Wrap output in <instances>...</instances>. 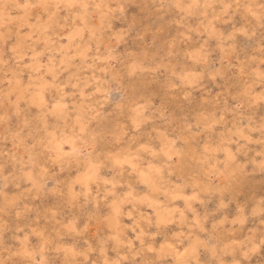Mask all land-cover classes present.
Masks as SVG:
<instances>
[{
  "label": "rangeland",
  "instance_id": "374dc122",
  "mask_svg": "<svg viewBox=\"0 0 264 264\" xmlns=\"http://www.w3.org/2000/svg\"><path fill=\"white\" fill-rule=\"evenodd\" d=\"M262 236L264 0H0V264H264Z\"/></svg>",
  "mask_w": 264,
  "mask_h": 264
},
{
  "label": "bare ground",
  "instance_id": "6f19581e",
  "mask_svg": "<svg viewBox=\"0 0 264 264\" xmlns=\"http://www.w3.org/2000/svg\"><path fill=\"white\" fill-rule=\"evenodd\" d=\"M84 18H85V17H84ZM71 37H72V36H71ZM71 45H72V44H71ZM57 48H58V47H57ZM61 48H62V46H61ZM65 55H66V54H65ZM50 67H51V66H50ZM48 70H49V69H48ZM51 70H52V69H51ZM51 73H52V72H51ZM38 85H39V84H38ZM105 90H106V89H105ZM42 94H43V93H42ZM76 106H77V105H76ZM79 106H80V105H79ZM81 106H82V105H81ZM79 117H81V116H79ZM79 123H80V122H79ZM80 124H81V123H80ZM83 127H84V126H83ZM53 132H54V131H53ZM70 136H71V135H70ZM76 141H77V140H76ZM168 155H170V154H168ZM226 156H227V155H226ZM142 172H143V171H142ZM140 173H141V172H140ZM144 173H145V171H144ZM142 177L145 178V175H143ZM86 178H87V177H86ZM142 180H143V179H142ZM149 180L152 181L153 179H149ZM145 181H147V180L145 179ZM151 181H150V182H151ZM154 181H155V180H154ZM147 182H148V181H147ZM150 186H151V185H150ZM166 189H167V188H166ZM157 191H158V190H157ZM146 193H147V192H146ZM154 195H155V194H154ZM148 196H149V195H148ZM148 196H147V197H148ZM178 196H179V195H178ZM153 198H154V197H153ZM186 198H187V197H186ZM158 200H159V199H158ZM115 203H116V202H115ZM112 205H113V204H112ZM114 205H115V204H114ZM164 205H165V204H164ZM164 205H163V206H164ZM157 206H158V205H157ZM116 208H118V206H117ZM161 209H163V208H161ZM167 209H168V208H167ZM170 210H171V209H170ZM159 212H161V210H160ZM169 214H170V213H169ZM139 215H140V214H139ZM155 215H156V214H155ZM158 215H159V214H158ZM160 216H161V215H160ZM162 216H163V215H162ZM142 217H143V216H142ZM145 217H146V216H145ZM145 217H144V218H145ZM158 217H159V216H158ZM144 218H143V219H144ZM159 218H160V217H159ZM166 218H167V216H166ZM166 218H165V219H166ZM116 220H117V219H116ZM184 220H185V219H184ZM161 221H162V220H161ZM118 237H119V236H118ZM166 242H168V241H166ZM166 242H165V243H166ZM170 242H171V241H170ZM165 243H164V244H165ZM172 243H173V242H172ZM192 243H194V241H193ZM188 244L191 245V242L188 243ZM166 245L168 246L167 243H166ZM172 245H174V244H171V246H172ZM195 245H196V244H195ZM173 247H174V246H173ZM176 247H177V246H176ZM188 247H190V246H188ZM164 248H166V247H164ZM185 248H186V247H185ZM190 248H191V247H190ZM195 248H196V247H195ZM162 249H163V248H162ZM177 249H178V248H177ZM164 250H167V248L164 249ZM173 251H174V250H173ZM178 251H179V250H178ZM191 251H192V249H191ZM167 252H168V251H167ZM163 253H164V251H163ZM168 253H169V252H168ZM181 253H182V252H181ZM181 253H180V254H181ZM185 253H186V252H185ZM194 254H195V253H194ZM175 255H176V254H175ZM183 256H184V255H183ZM181 259H182V258H181ZM181 259H179V260H181ZM176 260H177V259H176ZM182 262H183V261H182ZM182 262H181V263H182ZM184 263H185V262H184ZM182 264H183V263H182Z\"/></svg>",
  "mask_w": 264,
  "mask_h": 264
},
{
  "label": "snow or ice",
  "instance_id": "6c2138e0",
  "mask_svg": "<svg viewBox=\"0 0 264 264\" xmlns=\"http://www.w3.org/2000/svg\"><path fill=\"white\" fill-rule=\"evenodd\" d=\"M260 245L262 247H264V236L261 237V240H260ZM255 247L252 248V251H255ZM245 255H247V253H245ZM234 264H239V262H234Z\"/></svg>",
  "mask_w": 264,
  "mask_h": 264
}]
</instances>
